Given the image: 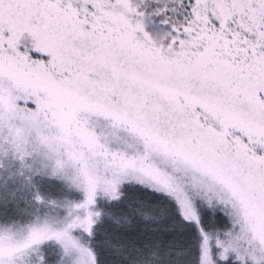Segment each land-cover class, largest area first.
I'll return each instance as SVG.
<instances>
[{"label": "snow or ice", "instance_id": "snow-or-ice-1", "mask_svg": "<svg viewBox=\"0 0 264 264\" xmlns=\"http://www.w3.org/2000/svg\"><path fill=\"white\" fill-rule=\"evenodd\" d=\"M0 264H264V0H0Z\"/></svg>", "mask_w": 264, "mask_h": 264}]
</instances>
